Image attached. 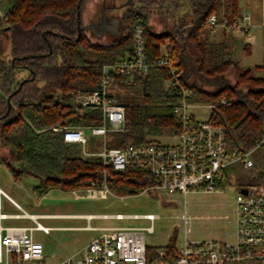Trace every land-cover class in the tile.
I'll list each match as a JSON object with an SVG mask.
<instances>
[{
  "label": "trees",
  "instance_id": "trees-1",
  "mask_svg": "<svg viewBox=\"0 0 264 264\" xmlns=\"http://www.w3.org/2000/svg\"><path fill=\"white\" fill-rule=\"evenodd\" d=\"M122 1L11 0L0 17V164L14 181L35 178L33 192L38 197L52 190L71 193L93 186H106L115 196H133L154 185L147 170L127 166L115 172L100 158L80 156L77 145L65 144L63 133L51 130L84 129L96 150L99 142L93 143L88 130L101 125L100 112L76 111L70 102L76 94L98 88L103 66L129 57L133 27L141 24L146 62L156 63L160 45L167 43L175 80L170 84L172 75L162 68L131 79L113 76L111 90L137 91L140 101L116 100L124 106L123 130L108 136L107 148H145L158 143L154 139L166 130L175 134L171 104L185 91L190 104L213 106L209 121L224 129L228 159L252 151L255 166L246 169L242 161L231 163L218 187L264 185V78L256 76L259 68H242L226 42L204 38L211 15L217 22L222 16L230 22L241 20L239 0H131L120 7ZM101 9L120 12L118 36L96 38L83 30ZM155 16L161 32L150 25ZM165 248L173 253L175 240Z\"/></svg>",
  "mask_w": 264,
  "mask_h": 264
},
{
  "label": "built area",
  "instance_id": "built-area-1",
  "mask_svg": "<svg viewBox=\"0 0 264 264\" xmlns=\"http://www.w3.org/2000/svg\"><path fill=\"white\" fill-rule=\"evenodd\" d=\"M246 17L229 21L222 16L211 15L207 20L209 33L217 29L243 36L247 30ZM144 31L141 24L132 30V52L122 63L102 67L98 88L89 93L76 94L70 106L76 111L98 110L101 125L88 130V135L100 140L99 150L93 151L84 129H71L55 126L53 132H62L65 144L77 145L80 156L100 158L103 166L122 172L127 166L147 170L155 178V184L143 192L181 194H210L222 192L218 187L223 180L224 169L235 161H242L246 169L255 166L251 152H246L236 160L225 155V131L208 120L200 121L189 113V93L182 91L176 102L171 104L176 118L177 131L173 134L175 143H154L147 147H126L124 149L107 148L108 136L122 132L124 124V106L111 96L110 87L113 76L133 78L135 74L146 75L154 68L169 70L172 75L170 84L175 80L174 71L168 62L167 43L160 45L163 54L156 63H147L145 59ZM168 83V84H169ZM212 110L213 106H209ZM264 140V137H263ZM234 210V237L231 241L207 240L190 241L189 220L183 215L184 240L180 247L175 246L173 253L165 247L147 246L144 232L152 233L153 227L141 228H94L87 225L86 231H96L92 238L76 254L63 259L58 264H264V185H246L236 189ZM88 197L105 198L111 194L106 186L77 192ZM142 192V193H143ZM3 193L0 191V198ZM1 210V208H0ZM48 216L30 215L24 211L16 215H6L0 211V264H45L44 248L33 239V232L44 234L50 228L42 226L38 219ZM103 219L123 218L145 219L153 222L157 216H101ZM31 220L32 227H6L1 222L6 219ZM88 219L90 217H87Z\"/></svg>",
  "mask_w": 264,
  "mask_h": 264
},
{
  "label": "rangeland",
  "instance_id": "rangeland-1",
  "mask_svg": "<svg viewBox=\"0 0 264 264\" xmlns=\"http://www.w3.org/2000/svg\"><path fill=\"white\" fill-rule=\"evenodd\" d=\"M126 1L119 2L122 6ZM11 0H0V17L7 11ZM110 14V13H109ZM108 13L105 16L110 18ZM119 18L120 12L112 13ZM102 9L92 18L91 25H99L102 21ZM94 23V24H93ZM150 25L155 32L163 30L158 17L150 19ZM86 26V25H85ZM113 38L114 36L107 35ZM215 37V35H214ZM109 38V39H110ZM205 38V37H204ZM215 40V39H213ZM215 42V41H210ZM3 47L7 49L5 41ZM161 48V55L163 54ZM112 96L121 103L139 102L140 94L131 89L111 90ZM189 113L200 121L208 120L211 109L208 104H191ZM154 140L162 144H173L175 139L169 130ZM93 143L100 146V140L94 138ZM92 146V143H90ZM0 154L2 152L0 151ZM38 181L27 177L21 181H14L8 170L0 164V189L16 201L21 208L30 215L48 216L38 219V222L50 228L48 234L40 231L33 232V239L44 248L45 264H58L63 259L80 251L98 232L80 231L76 228L90 225L94 228H141L153 227V232H144L147 246L161 248L167 246L172 239L176 247H180L184 240L185 214L189 220L190 241L203 242L207 240L231 241L234 234V210L236 193L233 187H226L222 192L210 194H188L185 198L181 194L166 192H143L133 196L106 195L105 198L88 197L83 192L79 197L52 190L42 197L33 192ZM81 193V191H79ZM1 213L14 215L19 213L15 207L2 197ZM84 216V218L71 216ZM146 216L154 215L157 218L151 222L145 219L113 218L103 219L101 216ZM69 216V217H67ZM87 217H90L89 219ZM34 223L27 219H6L1 222L6 227H32Z\"/></svg>",
  "mask_w": 264,
  "mask_h": 264
},
{
  "label": "crops",
  "instance_id": "crops-1",
  "mask_svg": "<svg viewBox=\"0 0 264 264\" xmlns=\"http://www.w3.org/2000/svg\"><path fill=\"white\" fill-rule=\"evenodd\" d=\"M239 11L241 16L246 17L243 22L244 25L247 27V30L243 36H241L239 33H231L221 29H217L214 34L209 33L208 35L206 33L204 37L208 41L226 42L229 45L231 51L233 52L234 60L237 61L242 68H259L256 72V76L264 78V0H239ZM106 13H110V17H116L112 15L111 12L105 11V14ZM0 191L3 193L0 198V208L2 203V197H4L6 201L12 204L15 209L19 211V213L17 214H20L21 211H24L16 201H14L1 189ZM71 217L84 218V216L78 215ZM86 227L87 225L70 229H77L84 232L86 231ZM233 237L234 234L232 236V239Z\"/></svg>",
  "mask_w": 264,
  "mask_h": 264
},
{
  "label": "water",
  "instance_id": "water-1",
  "mask_svg": "<svg viewBox=\"0 0 264 264\" xmlns=\"http://www.w3.org/2000/svg\"><path fill=\"white\" fill-rule=\"evenodd\" d=\"M132 1L129 0L128 4H131ZM127 4H123L120 7H125ZM102 21L100 22V24L98 25H87L83 27V30H90L95 36L96 38H102L103 36H118L120 34V21L119 18L117 17H106L105 16V9H102ZM80 29L78 28V33L80 34ZM97 32H94L96 31ZM22 85V83L20 84V86ZM7 105H8V109L10 107V97H8L6 99ZM8 112V110H7Z\"/></svg>",
  "mask_w": 264,
  "mask_h": 264
},
{
  "label": "flooded vegetation",
  "instance_id": "flooded-vegetation-1",
  "mask_svg": "<svg viewBox=\"0 0 264 264\" xmlns=\"http://www.w3.org/2000/svg\"><path fill=\"white\" fill-rule=\"evenodd\" d=\"M92 23L90 22L88 25H91ZM94 24V23H93ZM94 32H97V30L96 31H94Z\"/></svg>",
  "mask_w": 264,
  "mask_h": 264
}]
</instances>
